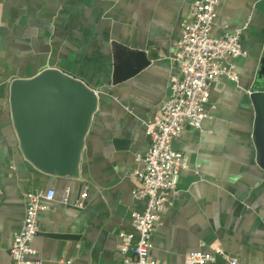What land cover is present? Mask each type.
Masks as SVG:
<instances>
[{
    "label": "crops",
    "instance_id": "1",
    "mask_svg": "<svg viewBox=\"0 0 264 264\" xmlns=\"http://www.w3.org/2000/svg\"><path fill=\"white\" fill-rule=\"evenodd\" d=\"M192 1L0 0V264H12L25 192L49 189L33 261L121 263L118 233L131 230L132 211L144 208L132 189L149 148L145 126L170 95L180 23ZM226 30L241 32L247 54L232 60L237 82L222 76L211 84L208 118L172 141L184 169L153 231L155 264H182L194 250L213 253L212 264H264V169L251 137L254 110L242 100L255 84L264 90V0H219L211 34ZM50 68L97 95L77 178L34 167L11 118L10 82Z\"/></svg>",
    "mask_w": 264,
    "mask_h": 264
},
{
    "label": "built area",
    "instance_id": "2",
    "mask_svg": "<svg viewBox=\"0 0 264 264\" xmlns=\"http://www.w3.org/2000/svg\"><path fill=\"white\" fill-rule=\"evenodd\" d=\"M218 4L219 0H193L188 18L180 23L181 34L173 56L177 73L171 78L169 97L146 123L149 148L140 157L143 170L137 173L132 189L133 196L144 201V208L132 211L131 230L118 233L120 264H155L150 255L153 231L166 209L174 178L184 169L183 154L172 148V141L186 126L199 128L208 118L204 105L212 83L222 76L233 82L239 79L232 60L247 52L239 30H226L220 36L211 34ZM53 196L52 189L25 192L24 217L9 250L12 264H39L33 261L35 249L31 243L38 232V211L43 208L40 199L50 200ZM85 196L81 194V198ZM214 252L219 254L221 249L215 248ZM212 260L213 253L194 250L184 256L182 264H212ZM67 263L60 259L55 264ZM229 264L237 261L232 259Z\"/></svg>",
    "mask_w": 264,
    "mask_h": 264
},
{
    "label": "water",
    "instance_id": "3",
    "mask_svg": "<svg viewBox=\"0 0 264 264\" xmlns=\"http://www.w3.org/2000/svg\"><path fill=\"white\" fill-rule=\"evenodd\" d=\"M242 100L254 110L251 137L256 160L264 169V90L255 84ZM96 101L93 88L59 69L13 79L9 85L10 113L23 156L42 172L77 178Z\"/></svg>",
    "mask_w": 264,
    "mask_h": 264
}]
</instances>
